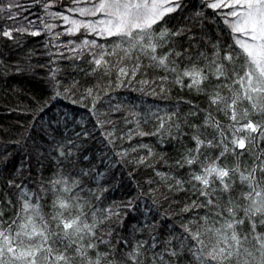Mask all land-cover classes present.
<instances>
[{
	"label": "snow or ice",
	"instance_id": "1",
	"mask_svg": "<svg viewBox=\"0 0 264 264\" xmlns=\"http://www.w3.org/2000/svg\"><path fill=\"white\" fill-rule=\"evenodd\" d=\"M0 20V75L22 50L49 89L0 141V264H264V0H0Z\"/></svg>",
	"mask_w": 264,
	"mask_h": 264
},
{
	"label": "trees",
	"instance_id": "2",
	"mask_svg": "<svg viewBox=\"0 0 264 264\" xmlns=\"http://www.w3.org/2000/svg\"><path fill=\"white\" fill-rule=\"evenodd\" d=\"M7 23L10 22L0 20V27L4 26ZM27 39L28 50L35 51V55L32 57V65H36L37 61L45 60V57L41 55V53L44 51L43 43L45 38L41 36L36 38L28 37ZM3 48L4 41L0 39V49ZM24 55V51L21 50L19 53H13L9 58L11 63H19L21 68L24 70L7 77L0 75V141H7L10 137L14 138L15 133L18 130V121L20 123L26 124L30 119V113L21 114L18 110L13 111V108H15L16 106H34L37 100L48 99L47 93L49 89L46 81L44 80L46 69L36 67L35 71L31 70L29 65L24 62ZM84 66L87 67L86 65ZM65 72L68 74L69 79H71V77H75V79L79 80L81 84H91L95 82L92 77H87L83 72H80L78 70L73 71L71 68L65 67ZM149 74L151 75V72H149ZM138 95V93H130L124 91L118 94V99L126 102L140 104V100L136 99ZM183 95L184 93H181L179 89H174L172 93V102H174L175 99L179 96ZM165 103L169 102L154 100L152 97L146 96L144 97V103L141 106L150 107L159 105L163 107ZM57 111L61 113L68 112L70 117L73 113H75L76 120H83L87 127H91V125L88 124L89 114L83 108H79L75 105H70L67 101H61L58 107L54 109L53 112L49 113V116L54 115ZM68 124L70 129L76 127L77 130H79V126L74 125L71 118L69 119ZM145 127L146 129L149 128V126ZM144 141L153 145L158 152H167L169 155H175L172 144L160 145L159 143H156L155 137H145ZM133 143H135V141H133ZM99 147V143L94 142L93 151H95L96 148ZM156 167L161 168L165 171L167 170L166 168H164L162 163L157 164ZM137 175L141 178H147V173L143 169H141V171ZM116 195L119 196L120 193H117ZM143 207L144 204H141V208Z\"/></svg>",
	"mask_w": 264,
	"mask_h": 264
},
{
	"label": "rangeland",
	"instance_id": "3",
	"mask_svg": "<svg viewBox=\"0 0 264 264\" xmlns=\"http://www.w3.org/2000/svg\"><path fill=\"white\" fill-rule=\"evenodd\" d=\"M62 39H67L66 37L62 38Z\"/></svg>",
	"mask_w": 264,
	"mask_h": 264
}]
</instances>
